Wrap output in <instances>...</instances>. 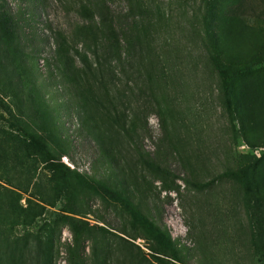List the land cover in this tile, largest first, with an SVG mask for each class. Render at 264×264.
Segmentation results:
<instances>
[{
  "label": "rangeland",
  "instance_id": "374dc122",
  "mask_svg": "<svg viewBox=\"0 0 264 264\" xmlns=\"http://www.w3.org/2000/svg\"><path fill=\"white\" fill-rule=\"evenodd\" d=\"M94 4L0 0V264H264V0H107L117 59L75 37Z\"/></svg>",
  "mask_w": 264,
  "mask_h": 264
},
{
  "label": "trees",
  "instance_id": "16d2710c",
  "mask_svg": "<svg viewBox=\"0 0 264 264\" xmlns=\"http://www.w3.org/2000/svg\"><path fill=\"white\" fill-rule=\"evenodd\" d=\"M81 15L85 19L86 24H82L75 29V37L80 43V46H90L92 48L93 55L96 57L98 56V53H101L103 56H108L112 59L120 58L122 55L119 49L121 43L117 36V31L111 22V16L109 7L107 5V0H95L93 10L83 9L81 11ZM133 28L135 29V26H133ZM13 29V20L9 12L2 6V8H0V30L5 36L11 37L13 34ZM62 54H65V52L61 51L58 53L60 61V55L61 58H63ZM99 67V64H97V67H94L93 69L97 75H100L101 72ZM216 72L219 79L220 90L223 95L224 102L226 103V105H229L232 99L233 92L232 77L228 73L226 65H224V63L219 60L216 62ZM158 118L160 123L162 125H165V119L160 109H158ZM47 142L48 143H43L31 138V145L44 154V156L46 157V161H59L60 157L62 156L68 158V154L66 152H62V150L57 154H53L54 152L50 150V145L59 150L62 148L58 141H54L52 138H50V140H47ZM141 162L142 165L149 172L155 175L163 177L173 176L170 172L161 168L158 163L148 157L141 158ZM64 169L69 171L65 167ZM231 176L234 178H238L239 174L232 173ZM188 184L195 189H200L205 186V184L195 183L192 181H188ZM89 185L92 189L108 193L102 187L93 184ZM63 209H65L66 211H62V214L59 216V220L65 223L71 230L78 229L77 221L71 216L72 210L70 209V207L67 206ZM159 238L170 249L173 259L176 262L181 263L182 260L180 258L179 252L176 250L175 245L171 240L170 236L166 233L159 232Z\"/></svg>",
  "mask_w": 264,
  "mask_h": 264
}]
</instances>
